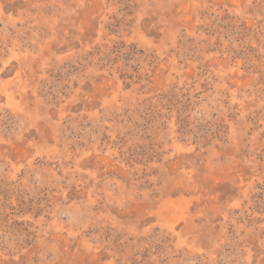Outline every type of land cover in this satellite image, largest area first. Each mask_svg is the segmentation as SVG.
Here are the masks:
<instances>
[{"label": "rangeland", "instance_id": "1", "mask_svg": "<svg viewBox=\"0 0 264 264\" xmlns=\"http://www.w3.org/2000/svg\"><path fill=\"white\" fill-rule=\"evenodd\" d=\"M0 264H264V0H0Z\"/></svg>", "mask_w": 264, "mask_h": 264}]
</instances>
